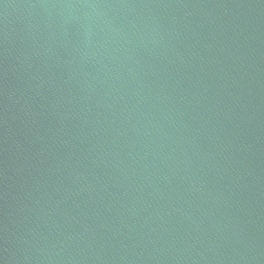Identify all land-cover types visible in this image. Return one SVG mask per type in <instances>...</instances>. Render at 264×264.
<instances>
[{
  "label": "water",
  "instance_id": "1",
  "mask_svg": "<svg viewBox=\"0 0 264 264\" xmlns=\"http://www.w3.org/2000/svg\"><path fill=\"white\" fill-rule=\"evenodd\" d=\"M0 264H264V0H0Z\"/></svg>",
  "mask_w": 264,
  "mask_h": 264
}]
</instances>
